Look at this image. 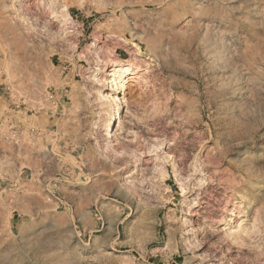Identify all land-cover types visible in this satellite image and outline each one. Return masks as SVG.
Returning <instances> with one entry per match:
<instances>
[{
    "label": "rangeland",
    "instance_id": "rangeland-1",
    "mask_svg": "<svg viewBox=\"0 0 264 264\" xmlns=\"http://www.w3.org/2000/svg\"><path fill=\"white\" fill-rule=\"evenodd\" d=\"M73 67L82 177L13 129L0 264H264V0H0L1 100L38 116Z\"/></svg>",
    "mask_w": 264,
    "mask_h": 264
},
{
    "label": "crops",
    "instance_id": "crops-1",
    "mask_svg": "<svg viewBox=\"0 0 264 264\" xmlns=\"http://www.w3.org/2000/svg\"><path fill=\"white\" fill-rule=\"evenodd\" d=\"M76 71L81 72V68L69 69V72L60 80V85L55 91L59 101L58 105L54 107L48 103L47 111L38 116L28 113L30 111L13 110L6 101L0 99V120H3L0 125L10 131L0 134V148L5 152L16 149L13 135L18 131H13V129L22 130L20 133H22L23 139L26 134L29 135L28 131L32 132L30 137L36 135L39 137L43 142V150L56 167V171L53 172L52 167L46 166L44 173L60 175L59 181L64 179V174L73 175L78 183L84 168V163L78 160L83 158L84 143L88 138L87 128L90 126V122L88 118H84V116L86 117V112H84L86 105L81 101L82 93H80L75 79ZM36 148L28 147L27 149L31 153L32 150H37ZM3 156L6 159L14 157L8 153ZM71 158L74 163L67 165L66 162Z\"/></svg>",
    "mask_w": 264,
    "mask_h": 264
},
{
    "label": "bare ground",
    "instance_id": "bare-ground-1",
    "mask_svg": "<svg viewBox=\"0 0 264 264\" xmlns=\"http://www.w3.org/2000/svg\"><path fill=\"white\" fill-rule=\"evenodd\" d=\"M115 67L113 68L112 72L117 73V76L119 78L126 76L127 74H129L130 72V65L127 63H124L122 65H114ZM102 99L104 100L105 103H107L108 99L107 96H102ZM112 111L116 116H119V104H113L112 106ZM105 131H107V134L109 137H112V131H111V126H110V115L108 116V118L105 120Z\"/></svg>",
    "mask_w": 264,
    "mask_h": 264
},
{
    "label": "built area",
    "instance_id": "built-area-1",
    "mask_svg": "<svg viewBox=\"0 0 264 264\" xmlns=\"http://www.w3.org/2000/svg\"><path fill=\"white\" fill-rule=\"evenodd\" d=\"M48 100L50 101L51 105L54 107L58 105L59 101L57 100V94L54 91H48Z\"/></svg>",
    "mask_w": 264,
    "mask_h": 264
}]
</instances>
